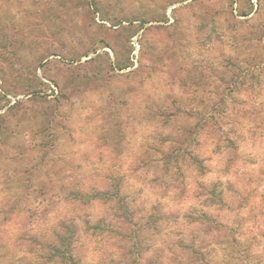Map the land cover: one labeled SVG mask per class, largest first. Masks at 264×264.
I'll list each match as a JSON object with an SVG mask.
<instances>
[{
  "label": "rangeland",
  "instance_id": "rangeland-1",
  "mask_svg": "<svg viewBox=\"0 0 264 264\" xmlns=\"http://www.w3.org/2000/svg\"><path fill=\"white\" fill-rule=\"evenodd\" d=\"M263 102L264 0H0V264H264L261 221L246 223L248 241H232L182 217L206 210L198 182L264 186V157L240 147L242 163L202 125L223 110L243 131L263 126ZM187 134L180 199L163 159ZM72 188L124 194L126 208L114 195L63 200ZM256 201L240 211L244 221L259 218ZM135 204L177 212L178 224L134 219L106 230L113 211L126 220ZM212 208L229 222L238 211ZM62 220L77 231L64 247L73 259L44 263L46 251L29 242L52 240Z\"/></svg>",
  "mask_w": 264,
  "mask_h": 264
},
{
  "label": "trees",
  "instance_id": "trees-1",
  "mask_svg": "<svg viewBox=\"0 0 264 264\" xmlns=\"http://www.w3.org/2000/svg\"><path fill=\"white\" fill-rule=\"evenodd\" d=\"M251 78H253V82L255 85L254 87L255 88L260 87L258 83L259 81L257 79V74H252ZM263 106H264V102L260 104L259 108L261 109ZM263 112H264V109H263ZM203 113H206V112L204 111ZM212 113L213 114H211L209 118H205V119L204 117L202 118V125L204 124L209 125V127H211L212 130L217 133L218 143L216 147H221L225 150L227 149L228 151H230V153L233 154V156H237V153L239 152L240 147L241 148L248 147L246 141L251 139L254 144L258 137L262 138V135H264V125L261 126L260 123L256 125L253 124V126H250L249 129H247L246 131H243L239 129L240 127L238 126V123L234 126L233 123H236L237 120H235L234 118H229V116H226L227 114L225 115L223 110L219 111V113L217 112L219 114V117H215L214 111H212ZM183 114L186 116L202 115L200 112L190 113L189 111L184 112ZM227 117L229 121L224 120ZM229 123H232L230 127L223 128V125H226ZM192 129L193 130H190L189 133L192 134L194 137L196 135V130H194L195 128H192ZM187 137H188L187 139L189 140H187V143L185 144V146L179 147V149L172 148L171 153L168 154V156H166L165 159H163V170H164L163 174L166 175L167 178H170V181L174 183V186L181 185L177 193V197H180V199H182V193H184V191L182 190H184L185 188V183L183 184V182H181V177H184L185 175L184 174L182 175L179 172L180 168H178L177 160L179 158L182 160L185 156L190 155L191 152H189V147L191 145V142L194 141V138L192 137L190 138L189 134H187ZM184 141L186 142V140ZM243 152L245 153H242V151L239 152L238 156L241 159L242 163H245V161H247L248 159V156L246 155L248 154L247 148L246 150H243ZM191 159L192 161H190V163L191 162L196 163V166L198 169L199 166L197 163H199L200 161L196 160L197 157H193ZM156 163L158 164V162ZM172 168L174 170L176 169L177 171L171 172ZM169 172H171V175L175 174L176 176L175 177L174 176L172 177L171 175L169 176L168 174ZM259 181L260 180L258 179L257 180L255 179L253 181L250 180L248 182L249 185L247 187L245 186V188H236L231 182H225V184L222 185L221 182L216 181L217 183L213 182V184L212 183L209 184L212 186L205 185L201 182H198L196 184V189L198 190L196 194L200 193V195L201 194L204 195L205 198H203L201 204L203 207L204 206L206 207V210L200 209V210L192 211L189 213L184 212L182 217L184 218L187 224H197L199 226H208L210 230H213V231H221L223 229H226V231H228L229 235L232 237V241H239L240 239H242L243 241H248L249 238L247 236V233L252 231L251 228H254L253 227L254 224L256 225L255 228H258L259 221H261V217H264V186L260 188L261 184ZM220 185H222V187H219ZM167 186L168 184L165 185V188ZM205 186H209L210 188L206 190ZM45 190L42 191V193L45 192V195H47L48 192ZM113 195L115 196L114 199L118 203L117 207L119 209L122 208L125 210L127 202L125 201L126 203H122L124 194L118 195V193H115L114 191H111V192L106 191L104 193H100L98 192V190L93 189V191L90 192L88 195H84L82 194V192H80V190H76L72 188L62 198L63 200H67V202L72 201V200H78V202H80V200L83 199V196H87L89 200L94 199V200H103V202H106V201L112 202L114 200V199L112 200ZM253 198L257 199L255 204L259 206V209H260V211L258 212L259 218H257L256 214H253L252 216H249V218H247L246 221H244L243 219H244L245 214L244 212L242 213L240 211L246 208V203L247 202L250 203V201ZM229 202L232 205L236 204L237 209H238V211L233 214L234 219H232L230 222L228 219L224 221L222 220V218H218L216 214H212L211 212L208 211V210L213 209L212 206H214V208L219 209V212L222 211L221 207H225L226 208L225 211H227L229 210V206H230ZM251 208L252 207H249L247 210L251 212L252 211V210L250 211ZM118 210L113 211L112 212L113 215L109 216L110 217L109 221L107 220L108 222L104 223V225L109 227L106 230L115 231L117 228H120L118 226L119 223H125L129 225L133 224V222L131 221L134 219H138L139 221H141L140 223L143 226L147 224H152V227L154 228L160 227V226H166V225L173 226V225L178 224L179 214H177V212H172L170 210L165 213L159 212V209L153 206L150 208V211L152 210V212H150L147 209L142 208L141 206L138 207V205L135 204L132 210L134 213V216L131 211V214L128 215V218L126 220L121 218V216H118L120 213ZM139 210H144L143 213L145 215L141 214L137 218L136 214ZM32 215H33L32 213H29L30 218L32 217ZM111 217L114 218L113 221ZM100 220L105 221V218L100 217ZM68 221H70V223L66 224L65 220H62L58 223L57 229H55L56 231L53 232L54 237L52 238V240L40 243L39 241L35 242L36 239H33V241L29 242L31 244L37 245L39 247L38 250L43 249L44 251H46V254H41L39 256L44 259V263L49 262V261L54 262V259L57 260L58 258H60L61 261L64 260L65 258L69 260L73 259V255L71 253H68V251H66V248L64 247L67 246L68 241L74 239V237H77V231H76L75 226L71 224V220H68ZM246 223H251V225L249 226L251 227L249 228L250 230H247ZM93 225L91 226V228H93ZM249 237L256 238L257 233L250 234ZM191 243H194V242H191Z\"/></svg>",
  "mask_w": 264,
  "mask_h": 264
},
{
  "label": "clouds",
  "instance_id": "clouds-1",
  "mask_svg": "<svg viewBox=\"0 0 264 264\" xmlns=\"http://www.w3.org/2000/svg\"><path fill=\"white\" fill-rule=\"evenodd\" d=\"M247 146L250 150H252L254 153H259L261 157H264V139L262 138H257L255 144H253L252 140L249 139L248 141H246ZM211 147H214V145L210 146V148L208 149L209 151H211ZM225 153L227 152V150H224ZM224 153L217 155L215 158L216 159H220L221 156ZM261 163H264V160H261ZM258 165H253V167H257ZM211 176H215L217 175L215 172L210 173ZM223 179H228L227 176L222 177ZM188 203H192V204H196L198 203V201H196L195 199H189ZM261 226L264 227V217H261ZM262 239H264V237H262Z\"/></svg>",
  "mask_w": 264,
  "mask_h": 264
}]
</instances>
